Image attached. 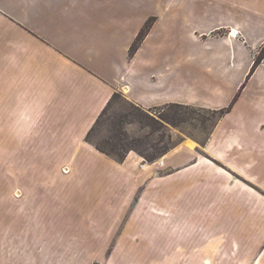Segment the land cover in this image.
I'll return each mask as SVG.
<instances>
[{
  "label": "crops",
  "instance_id": "crops-1",
  "mask_svg": "<svg viewBox=\"0 0 264 264\" xmlns=\"http://www.w3.org/2000/svg\"><path fill=\"white\" fill-rule=\"evenodd\" d=\"M262 48L264 0H0V148L38 166L0 264H264ZM116 94L227 111L118 162L87 141Z\"/></svg>",
  "mask_w": 264,
  "mask_h": 264
},
{
  "label": "rangeland",
  "instance_id": "rangeland-1",
  "mask_svg": "<svg viewBox=\"0 0 264 264\" xmlns=\"http://www.w3.org/2000/svg\"><path fill=\"white\" fill-rule=\"evenodd\" d=\"M218 116L216 111L194 106L170 104L142 109L116 94L91 129L87 141L118 162L130 151L153 162L184 137L193 145L203 142ZM24 154L22 149L0 148V210L6 216L14 214L10 211L18 204L15 189L29 185L24 181L26 174L37 172V165L25 163Z\"/></svg>",
  "mask_w": 264,
  "mask_h": 264
},
{
  "label": "trees",
  "instance_id": "trees-1",
  "mask_svg": "<svg viewBox=\"0 0 264 264\" xmlns=\"http://www.w3.org/2000/svg\"><path fill=\"white\" fill-rule=\"evenodd\" d=\"M153 20H149L146 25L143 27V29L141 30L140 34L138 35V37L136 38V41L134 42V45L131 49L132 52H136L139 45L142 43V41L144 40V38L146 37V35L148 34L150 27L152 26ZM263 49L260 51V53L258 54V56L255 58L253 66H252V70L251 72H253L261 63L262 59L264 58V54H263ZM131 52V53H132ZM171 105H180V106H188V105H183V104H171ZM203 109V108H202ZM213 111V110H212ZM227 111V109H221V110H216V112H218L219 116L218 118ZM90 133V132H89ZM88 133V135H89ZM88 137V136H87ZM100 151V149H99ZM103 153V151H100Z\"/></svg>",
  "mask_w": 264,
  "mask_h": 264
}]
</instances>
